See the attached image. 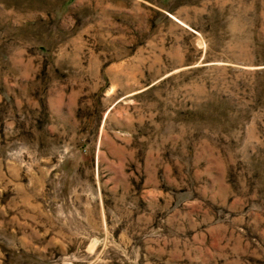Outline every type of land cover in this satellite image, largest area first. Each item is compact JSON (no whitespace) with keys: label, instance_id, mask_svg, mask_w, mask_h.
Wrapping results in <instances>:
<instances>
[{"label":"rangeland","instance_id":"1","mask_svg":"<svg viewBox=\"0 0 264 264\" xmlns=\"http://www.w3.org/2000/svg\"><path fill=\"white\" fill-rule=\"evenodd\" d=\"M0 264H264V0H0Z\"/></svg>","mask_w":264,"mask_h":264}]
</instances>
